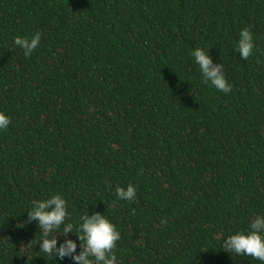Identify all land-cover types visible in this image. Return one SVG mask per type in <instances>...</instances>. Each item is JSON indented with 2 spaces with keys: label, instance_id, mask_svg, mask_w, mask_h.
Segmentation results:
<instances>
[{
  "label": "trees",
  "instance_id": "1",
  "mask_svg": "<svg viewBox=\"0 0 264 264\" xmlns=\"http://www.w3.org/2000/svg\"><path fill=\"white\" fill-rule=\"evenodd\" d=\"M38 31L25 58L14 38ZM197 47L231 92L205 82ZM0 112V264H75L26 223L56 193L77 254L81 217L99 212L120 231L117 264H264L222 248L264 215V0H0Z\"/></svg>",
  "mask_w": 264,
  "mask_h": 264
},
{
  "label": "clouds",
  "instance_id": "2",
  "mask_svg": "<svg viewBox=\"0 0 264 264\" xmlns=\"http://www.w3.org/2000/svg\"><path fill=\"white\" fill-rule=\"evenodd\" d=\"M41 33L29 37L16 36L14 44L23 49L25 58L31 56L41 42ZM256 47L254 43L251 26L244 27L239 32L237 51L240 57L247 60L253 54ZM209 49L197 47L191 55L199 65L205 82L211 84L225 94L232 91V85L228 82L224 73V64H216L209 55ZM6 91V89H5ZM11 123V118L0 112V130H6ZM105 184L111 189L109 181ZM136 187L129 184L126 188L117 187L115 194L119 199L133 201L136 197ZM68 204L66 199L56 193L49 199L34 201L33 207L28 211L26 223L36 221L39 229L43 230V239L40 250L54 258L63 260L71 258L75 264H117V257L114 250L117 242L121 239L120 231L104 214L88 212L82 217L80 225L81 235H77L80 244V251L77 254V243L68 238L73 232V225L67 224L63 231L59 232L61 225L69 217ZM250 231H238L222 239V248L226 252L236 255H248L261 262H264V215H258L250 224ZM63 235L64 241L57 247L58 236ZM50 237V238H49Z\"/></svg>",
  "mask_w": 264,
  "mask_h": 264
}]
</instances>
